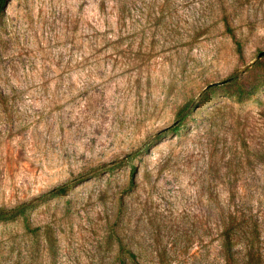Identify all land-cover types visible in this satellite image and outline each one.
Segmentation results:
<instances>
[{
  "label": "rangeland",
  "instance_id": "374dc122",
  "mask_svg": "<svg viewBox=\"0 0 264 264\" xmlns=\"http://www.w3.org/2000/svg\"><path fill=\"white\" fill-rule=\"evenodd\" d=\"M207 4L10 1L0 207H31L0 223V264H120L122 244L225 264L218 221L243 208L264 257V0H238L236 37Z\"/></svg>",
  "mask_w": 264,
  "mask_h": 264
},
{
  "label": "trees",
  "instance_id": "16d2710c",
  "mask_svg": "<svg viewBox=\"0 0 264 264\" xmlns=\"http://www.w3.org/2000/svg\"><path fill=\"white\" fill-rule=\"evenodd\" d=\"M11 0H0V19L5 14ZM119 9L127 5V0H115ZM207 7L217 18V23H223L226 31L236 37L235 19L237 14L235 4L238 0H207ZM241 46V44H240ZM191 108V104L184 107V112ZM66 189L61 187L46 194V197H56ZM31 206L26 204L16 207H0V223L17 220L20 217L27 219ZM220 228L221 248L225 264H264L262 253V237L259 221L247 209H235L223 212L218 221ZM30 232L35 233L37 228L26 225ZM123 245V244H122ZM121 245L119 251L120 264H129L137 255L129 248ZM142 264V263H140Z\"/></svg>",
  "mask_w": 264,
  "mask_h": 264
},
{
  "label": "water",
  "instance_id": "95a60500",
  "mask_svg": "<svg viewBox=\"0 0 264 264\" xmlns=\"http://www.w3.org/2000/svg\"><path fill=\"white\" fill-rule=\"evenodd\" d=\"M264 56V51L260 54V57H263Z\"/></svg>",
  "mask_w": 264,
  "mask_h": 264
}]
</instances>
